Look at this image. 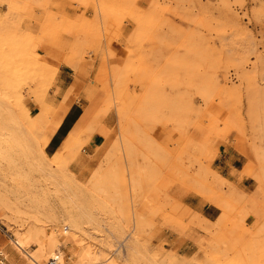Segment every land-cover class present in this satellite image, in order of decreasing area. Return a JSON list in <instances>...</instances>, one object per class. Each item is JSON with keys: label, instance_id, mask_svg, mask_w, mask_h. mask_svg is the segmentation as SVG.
Segmentation results:
<instances>
[{"label": "rangeland", "instance_id": "rangeland-1", "mask_svg": "<svg viewBox=\"0 0 264 264\" xmlns=\"http://www.w3.org/2000/svg\"><path fill=\"white\" fill-rule=\"evenodd\" d=\"M79 3L102 17L39 18L38 1L0 0V264H33L26 255L52 234L69 264H264V0H152L146 12L134 0ZM127 17L132 40L165 56L96 70ZM44 45L76 63L60 103ZM81 92L105 97L87 130L101 139L89 154L71 135L48 155ZM106 92L120 123L107 150ZM229 149L245 158L244 186L217 167ZM199 199L218 208L215 219L194 209ZM14 241L28 242L24 254Z\"/></svg>", "mask_w": 264, "mask_h": 264}, {"label": "crops", "instance_id": "crops-1", "mask_svg": "<svg viewBox=\"0 0 264 264\" xmlns=\"http://www.w3.org/2000/svg\"><path fill=\"white\" fill-rule=\"evenodd\" d=\"M29 3L39 2V6L34 5L32 7L33 17L43 18L54 14L61 18L70 20H78L80 18L94 19L101 18L102 14L99 11L96 13V9L93 4L89 7L81 5L79 0H25ZM152 0H134V5L139 9V12H146L149 3ZM8 6L3 4L0 6V12H7ZM108 32V31H107ZM138 28L133 22L131 17H127L123 20L122 25L111 29L108 33L114 35L113 39L109 42L107 39L102 42L101 48L104 53L96 56V70L102 64L109 67L118 66L122 67L128 60L135 56L136 62L142 64L152 63L153 58H157L158 55L165 56V52L161 54H151L150 50L154 49V43L152 41H133L132 38L138 33ZM156 32V31H154ZM157 33V32H156ZM64 42L72 41L73 37L69 35L63 36ZM49 55L50 63L59 68L58 70V85L60 87V103L65 94L68 92L72 84L75 82V73L72 64L65 63L66 53L54 45H44L43 48ZM133 51V52H132ZM109 53L112 56H109ZM97 75V72H95ZM111 71L109 69V80L111 78ZM82 80H88V78L82 77ZM126 79L136 80V75H129ZM140 88L136 87V92H139ZM105 97L95 93L93 96L88 97L86 93L81 92L78 99H74L68 110L64 113L58 127L50 137L45 150L48 155H54L58 152L65 141L74 135L76 138L86 140L84 151L91 154L95 145L101 139V133L98 129L91 133L87 130L90 125L93 114L101 107ZM109 97L106 92V117L103 119V123L106 125V150L112 146L116 136L120 132V123L118 117V111L116 107L108 106ZM218 162L217 167L223 173L225 178L230 181L240 183L244 186V183L248 180V177L242 178L240 181L237 179L238 173L242 172L245 165V158L239 152L229 149L228 151L221 152L220 156L216 159ZM237 173H232L234 171ZM187 205L193 207L191 203L187 202ZM194 209L201 214L202 217L212 220L215 219L219 213L218 208L214 205L202 201L199 199L198 204Z\"/></svg>", "mask_w": 264, "mask_h": 264}, {"label": "bare ground", "instance_id": "bare-ground-1", "mask_svg": "<svg viewBox=\"0 0 264 264\" xmlns=\"http://www.w3.org/2000/svg\"><path fill=\"white\" fill-rule=\"evenodd\" d=\"M7 104V103H6ZM3 106V105H2ZM7 107V106H5ZM11 111V110H10ZM12 113V112H11ZM9 116V114H8ZM10 117V116H9ZM12 128V127H11ZM23 128V127H22ZM5 130V129H4ZM8 131V130H7ZM10 131V130H9ZM25 131V130H24ZM28 132V131H27ZM13 133V132H12ZM9 134V133H8ZM54 173V172H53ZM55 176V175H54ZM53 176V177H54ZM57 176V175H56ZM57 178V177H56ZM55 178V179H56ZM60 178V177H59ZM51 180V179H50ZM65 183V182H64ZM60 188V187H59ZM89 210V209H88ZM89 216V215H88ZM56 234V233H55ZM59 234V233H58ZM64 237V236H63ZM57 239H60L57 237ZM50 241L49 242V246L48 248L43 247L42 245H36V247L34 248V252L29 253V255H26V257H29V259H31L30 261H32L31 263L33 264H42L43 258L46 256H49L48 259L55 255L58 251V246L56 247V242H55V236L52 234L49 238ZM14 246L17 248V250L21 251L24 254L23 248L27 246L28 242H24V241H14ZM14 247V249H15ZM25 250V249H24ZM59 252V251H58ZM62 252V251H61ZM13 253V252H12ZM21 253V254H22ZM60 253V252H59ZM134 253V252H133ZM15 254V253H14ZM16 255V254H15ZM18 255V254H17ZM16 255V256H17ZM0 256H2L4 258L3 253L0 254ZM12 258V255L10 256ZM3 258L1 260V262H3ZM14 258V257H13ZM18 257H16L17 259ZM47 258V257H46ZM72 258V254H65V253H60V260H59V264H69L70 260ZM47 259V261H48ZM11 260V259H9ZM15 261V260H13ZM16 262V261H15ZM13 264V263H12Z\"/></svg>", "mask_w": 264, "mask_h": 264}, {"label": "built area", "instance_id": "built-area-1", "mask_svg": "<svg viewBox=\"0 0 264 264\" xmlns=\"http://www.w3.org/2000/svg\"><path fill=\"white\" fill-rule=\"evenodd\" d=\"M0 229L4 230V227L1 225V223H0ZM59 260H60V253L57 251V253L55 255L51 256L48 259L46 264H59Z\"/></svg>", "mask_w": 264, "mask_h": 264}]
</instances>
